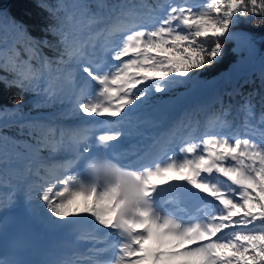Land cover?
Returning <instances> with one entry per match:
<instances>
[{
  "label": "snow or ice",
  "instance_id": "6c2138e0",
  "mask_svg": "<svg viewBox=\"0 0 264 264\" xmlns=\"http://www.w3.org/2000/svg\"><path fill=\"white\" fill-rule=\"evenodd\" d=\"M37 6L45 7L42 0ZM148 16L151 27L133 25L125 37L106 46L110 55L97 56L93 49L86 53L89 59L80 62L84 75L76 84L80 98L71 115L84 126L72 133L64 171L28 189V207L53 230L90 221L91 231L107 241L95 249L97 259L91 264H264V143L230 129L200 142L193 139L187 146L181 142L165 153L167 162L137 167L122 164L112 154L123 130L92 132L87 127H118L144 107L153 92L186 83L197 86L196 74L222 60L230 41L236 43L233 51L254 53L257 38L236 29L241 23H264L256 20L264 18V0H164ZM8 26L27 35L24 26L0 8V27ZM43 31L56 37V43L45 36L34 39L31 47L54 48L62 60L63 32L54 24ZM260 78L264 89V71ZM2 82L7 88L35 90L18 78ZM229 95H241L247 123L255 115L259 93L237 89ZM45 97V103L59 98H48L47 92ZM259 103L264 126V95ZM11 104L12 111L18 110L24 104L22 95ZM15 143L32 147L28 141ZM13 159L33 173L34 161L19 149L11 154L0 150V173ZM190 201L198 202L195 214L183 210ZM169 203L175 208L166 207ZM0 264L14 262L0 259Z\"/></svg>",
  "mask_w": 264,
  "mask_h": 264
},
{
  "label": "trees",
  "instance_id": "16d2710c",
  "mask_svg": "<svg viewBox=\"0 0 264 264\" xmlns=\"http://www.w3.org/2000/svg\"><path fill=\"white\" fill-rule=\"evenodd\" d=\"M104 1L110 14L109 19L112 20L113 14L126 11V4L129 0ZM150 1L138 0L136 2L139 3L138 10L142 16L148 15L149 7L143 4ZM42 2L45 5L44 8L37 6V0H0V8H3L8 15L27 30L26 35L10 26L0 27V150L8 149L9 154L17 149L25 155L38 154L41 150L45 151L46 146L53 141L51 135L56 131V126L65 121L78 119L71 115L72 111L66 107L59 96L61 85L70 70L69 66H66L68 53L79 41V37L84 36L86 29L97 24L101 26L105 19L98 0H74L73 2L72 0H42ZM256 20L260 21L264 18L256 17ZM53 24L63 32V37L60 38L63 43L59 49L64 52L62 60L58 59V51L54 48L42 47L37 51L31 47L34 39L45 36L56 43V37L43 31L47 25ZM236 30H242L255 36L257 50L251 55L246 49L233 51L236 48V43L230 41L225 45L226 55L222 60L196 74L200 83L219 81L215 95L212 97L213 102L208 119L214 120L218 113L227 111L228 120H231L232 125L237 120L232 116L235 106L242 117L244 114L240 110L241 95H229V93L239 89L242 94H247L255 89L259 93L255 98L254 108L255 114L259 110L257 117L261 116L262 111L259 103L260 95H264L260 78L261 72L264 71V43L260 42L264 38V23H241ZM242 70L245 71L235 79L228 75L230 72ZM17 78L35 90L21 91L18 87L7 88L2 82L3 79ZM41 79L45 82V88L42 91L40 90ZM246 80L249 83L245 84ZM190 85V83L183 84L166 96H175ZM45 92H47L48 98H59L48 99V102L45 103ZM17 95H22L24 104L18 110L12 111L11 101ZM40 117L52 123L24 120ZM20 120L24 121L19 124L3 125ZM48 132L50 134H47ZM16 141H28L32 147H25L23 144L17 145ZM27 174L23 168L17 165L15 159L10 161L0 173V201L11 192L14 184L22 183ZM38 182L42 183V179H39Z\"/></svg>",
  "mask_w": 264,
  "mask_h": 264
},
{
  "label": "rangeland",
  "instance_id": "374dc122",
  "mask_svg": "<svg viewBox=\"0 0 264 264\" xmlns=\"http://www.w3.org/2000/svg\"><path fill=\"white\" fill-rule=\"evenodd\" d=\"M205 2V0H190L189 3H193V4H203ZM75 73V71H74ZM75 76H76V73H75ZM77 77V76H76ZM77 79L79 80V78L77 77ZM76 94L75 97H73L72 95ZM73 97V98H77L78 97V89L77 87L73 88V89H67V91L65 92V94H63V101L67 102L68 105H70L71 108H74L75 106V103H74V100H71L70 98ZM167 99H164L162 98V100H159L157 101L158 103L160 104H169V102H166ZM150 102H154V100H151ZM166 102V103H165ZM159 106V105H158ZM162 105L159 106L157 108V105H153V104H148L146 103V105L144 107H142L141 109V112H140V115H143V117L146 119V121L150 120V119H156V124L154 126H152V128L154 129L153 130V137L155 136H162L164 133L160 134L161 133V127H160V124L157 123V121H160L161 119V109H162ZM158 110H159V113H158ZM251 123L249 122L248 125H250ZM57 135V136H56ZM55 141L52 142V144L50 145V147L52 149H54L53 147L54 146H58L57 148H60L61 147V152H60V155H53L51 152L47 151V153L45 155H48L50 158L52 159H57L59 158L60 160H65L66 157L70 156V153L68 152L67 150V146L65 147V144L63 143V140L61 138V135L60 134H55ZM66 139V138H64ZM56 143V144H55ZM41 155V153H40ZM39 155V156H40ZM31 159V157H29ZM35 171V169L33 170V172ZM52 177H54L53 174H50V175H47V176H44L43 179L46 180V179H51ZM36 179V177L33 175V174H28L27 176V179H26V182L23 184V185H15L13 187V190L11 192V194L8 196V199L7 201H4V202H1L0 203V207L2 206H10V205H13V204H16V203H19L20 201L23 202V203H27V197H26V193L28 191V189L30 187H33L36 183V181L34 180ZM32 214L34 216H36L38 219L42 220L39 216L38 213H34L32 211Z\"/></svg>",
  "mask_w": 264,
  "mask_h": 264
},
{
  "label": "bare ground",
  "instance_id": "6f19581e",
  "mask_svg": "<svg viewBox=\"0 0 264 264\" xmlns=\"http://www.w3.org/2000/svg\"><path fill=\"white\" fill-rule=\"evenodd\" d=\"M159 3H162L160 0H151L149 3H147V4H143V5H145V6H148L149 7V11L152 9V7L154 6V5H157V4H159ZM133 5L134 4H132L131 2H127V4H126V7H128V6H131V9H134V7H133ZM138 8V7H137ZM136 10V9H135ZM140 10H142L141 8H140ZM98 19V18H97ZM226 91V90H225ZM225 91H223V92H225ZM225 93H229V92H225ZM203 101H205L206 102V100L205 99H203ZM260 107V106H259ZM257 108V107H256ZM185 112L188 114V110L187 109H185ZM222 114H223V112H221ZM191 114V113H190ZM222 114H218L219 115V118L220 119H222ZM134 115V114H133ZM255 116H257V114H255ZM130 118H133V116L132 117H130ZM130 118H128V119H130ZM134 119V118H133ZM144 120L143 119H136V122H135V125L137 126V125H139V126H141L142 125V122H143ZM224 121V120H223ZM144 123V122H143ZM156 124V120H149L148 121V124H147V126L145 127V128H147L148 126L150 127V126H154ZM208 125H209V121H206V122H202V124H201V127H202V130L200 131V132H203L207 127H208ZM199 129H197V131H198ZM139 134V133H138ZM198 134H200V133H198ZM142 134H139V136H141ZM142 137V139H144V136H141ZM193 139H199V138H193ZM188 141H192V140H188ZM129 159H131V158H123V161H125V162H127V161H130ZM20 204H22V203H17L16 205H20ZM175 206V205H174ZM2 207H4L3 208V210H5L6 208H7V206L5 207V206H2ZM12 207V206H11ZM202 214V213H201ZM36 217V216H35ZM42 222H43V220H42ZM87 222H89V221H81L80 222V224H79V226H82V225H89V223H87ZM47 226V225H46ZM51 230V229H50ZM57 230H64V231H66V233H67V235L68 236H70L71 238H75L76 240H77V242L78 243H80L81 242V238H83V237H85V236H82L83 235V232H79V234L78 233H76L75 232V230H74V228H67V229H57ZM101 242H103V241H101ZM93 251V249H90L89 251H88V253L86 254L87 256V258H89L90 257V255H91V252ZM69 261H73L72 259L71 260H69ZM72 263H76V262H72Z\"/></svg>",
  "mask_w": 264,
  "mask_h": 264
}]
</instances>
